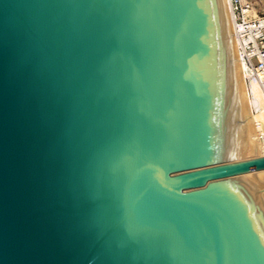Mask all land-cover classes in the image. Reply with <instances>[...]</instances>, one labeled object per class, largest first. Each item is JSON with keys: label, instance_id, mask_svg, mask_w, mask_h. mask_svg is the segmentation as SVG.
Masks as SVG:
<instances>
[{"label": "water", "instance_id": "1", "mask_svg": "<svg viewBox=\"0 0 264 264\" xmlns=\"http://www.w3.org/2000/svg\"><path fill=\"white\" fill-rule=\"evenodd\" d=\"M236 123L222 0H0V264H264Z\"/></svg>", "mask_w": 264, "mask_h": 264}, {"label": "bare ground", "instance_id": "2", "mask_svg": "<svg viewBox=\"0 0 264 264\" xmlns=\"http://www.w3.org/2000/svg\"><path fill=\"white\" fill-rule=\"evenodd\" d=\"M222 3L229 32L237 112V123L234 131V152L238 157L250 152H261L260 156H264V97L256 84L252 83L248 88L244 83L243 72L245 66L240 63L236 53L232 32V16L228 1L222 0Z\"/></svg>", "mask_w": 264, "mask_h": 264}, {"label": "built area", "instance_id": "3", "mask_svg": "<svg viewBox=\"0 0 264 264\" xmlns=\"http://www.w3.org/2000/svg\"><path fill=\"white\" fill-rule=\"evenodd\" d=\"M232 16L236 53L241 64L244 83L256 84L264 97V11L258 0H227Z\"/></svg>", "mask_w": 264, "mask_h": 264}, {"label": "rangeland", "instance_id": "4", "mask_svg": "<svg viewBox=\"0 0 264 264\" xmlns=\"http://www.w3.org/2000/svg\"><path fill=\"white\" fill-rule=\"evenodd\" d=\"M259 1V7H258V11L261 12V11H264V0H258ZM261 154V152H258V153H254V152H250V153H246L244 154L242 157H240L239 159L240 160H245V159H252V158H255V157H259ZM252 177V179L254 180L255 184H256V180L254 179V175H249ZM263 199H264V195H263Z\"/></svg>", "mask_w": 264, "mask_h": 264}]
</instances>
